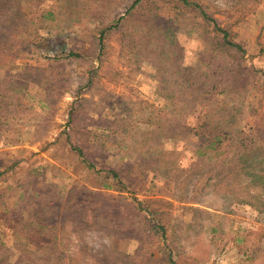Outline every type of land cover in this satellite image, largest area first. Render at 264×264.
I'll use <instances>...</instances> for the list:
<instances>
[{
  "label": "rangeland",
  "instance_id": "1",
  "mask_svg": "<svg viewBox=\"0 0 264 264\" xmlns=\"http://www.w3.org/2000/svg\"><path fill=\"white\" fill-rule=\"evenodd\" d=\"M192 1L243 52L179 0H143L132 18L135 0L21 2L42 46L0 33L1 264L108 263L116 251L127 264H264V0ZM139 13L177 27L193 75L179 77L178 59L161 75L130 47ZM178 78L205 89L196 103L172 92ZM210 133L217 151L201 146Z\"/></svg>",
  "mask_w": 264,
  "mask_h": 264
},
{
  "label": "trees",
  "instance_id": "2",
  "mask_svg": "<svg viewBox=\"0 0 264 264\" xmlns=\"http://www.w3.org/2000/svg\"><path fill=\"white\" fill-rule=\"evenodd\" d=\"M25 0H0V12H5L4 16H0V33L4 32L5 36L11 37L9 38L12 43H20L19 35H24L25 32H27L28 38H31L34 40H37V45L42 46L39 39H37L35 36L33 37L35 25L33 21V17L28 14H24L21 8V2ZM184 8H190L192 10H197L202 15L203 19L209 23H213L214 25V32L219 34L218 38V45L222 48L229 49V50H235L238 52H243V49L241 45L238 43H235L231 41L230 39V33L229 31L222 27L216 19H212L209 17V15L204 10V7L200 5L197 2H194L192 0H179ZM140 5V6H139ZM143 6V0H135L134 4L129 7L127 11V15L134 16V10ZM149 6V5H148ZM143 11H148L149 9L153 12L152 7H148ZM3 11H2V10ZM158 10V9H157ZM37 11V7L33 6V13ZM142 13V12H141ZM139 13V15L141 14ZM31 14V13H30ZM155 17H152L151 15H140L137 20H133L129 22V30L127 33H125L124 37L127 42L130 41V47L134 50H137L140 52V55L144 57H149V59L152 60L154 64L157 63V67H159V73L163 75L161 72L162 69L166 71V69L163 68L165 63L170 64L172 60L178 59L179 65L176 67V70H179L178 73L179 77L181 72H183V75H189L194 72V68L192 67H185L181 64V59L179 57L181 56V52L179 47L176 44L174 33L177 32V27H169L167 26L169 22L165 21L164 19H159L158 13H155ZM117 25V28H120L119 20L113 21L110 23L109 26L104 28L100 33V38L98 41V46L100 50V55H98L97 59L100 60V56L103 55L106 44L105 40H107L108 33L111 32L112 29ZM119 26V27H118ZM3 30V31H1ZM174 31V32H173ZM12 35V36H11ZM8 43V42H7ZM209 52H206L201 57L200 62H205L204 57L208 56ZM71 56H75V54H71ZM211 57V56H209ZM200 64V63H199ZM197 65L198 68H202V66ZM213 68V67H211ZM161 70V71H160ZM217 73V72H216ZM215 73H212L211 70L206 73V77H211L213 81L216 82V85L212 88V90H217L218 86L222 83V76H215ZM193 80V76H191ZM196 80V78H195ZM210 80V79H208ZM172 92H179L180 94V101H184L186 103L193 102L196 103L199 96L205 92V89L203 87L197 86V83H185L181 78H178V81L174 84ZM162 90H166L165 88ZM211 93L210 90L206 91V94ZM184 129L186 130V126L184 125ZM183 136V133L173 131L171 135L167 136L171 139H177L179 137ZM198 136V133H197ZM202 138L201 146L203 145L205 149H209L211 152L217 151L218 146L220 147V142L222 139L220 138V135L215 134H208V135H199ZM207 136V137H206ZM207 144V145H205ZM78 151L79 156L82 158V163L86 164L90 170H95V164L93 162L88 161L89 159L86 156L85 151L82 148L76 149ZM109 174L113 175L116 179L119 177L118 173L115 170L108 171ZM115 259H111V262H102L104 259L99 258L98 261L100 264H127L123 261H125L126 255L119 253ZM39 262L41 264H45L39 259ZM69 264H73L74 262L72 260H67ZM3 263V262H2ZM50 263V262H49ZM98 263V264H99ZM1 264V261H0ZM8 264V263H4ZM15 264H38V261H31L30 259L26 258L23 261L17 262Z\"/></svg>",
  "mask_w": 264,
  "mask_h": 264
}]
</instances>
